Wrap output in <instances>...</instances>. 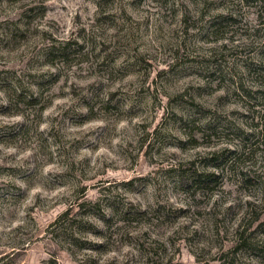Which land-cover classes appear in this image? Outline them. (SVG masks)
<instances>
[{"label": "clouds", "instance_id": "9594fccd", "mask_svg": "<svg viewBox=\"0 0 264 264\" xmlns=\"http://www.w3.org/2000/svg\"><path fill=\"white\" fill-rule=\"evenodd\" d=\"M0 264H264V0H0Z\"/></svg>", "mask_w": 264, "mask_h": 264}]
</instances>
